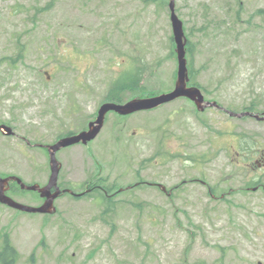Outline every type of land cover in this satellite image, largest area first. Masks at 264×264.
<instances>
[{"label": "rangeland", "instance_id": "obj_1", "mask_svg": "<svg viewBox=\"0 0 264 264\" xmlns=\"http://www.w3.org/2000/svg\"><path fill=\"white\" fill-rule=\"evenodd\" d=\"M167 3L0 0V122L15 133H0L1 176L45 184L48 157L37 145L86 126L115 81H136L123 99L173 88ZM175 13L189 83L232 111L264 106V0H175ZM224 129L264 137L262 122L200 113L185 98L106 115L94 140L56 153L57 182L76 192L127 189L107 200L100 189L64 194L43 217L0 206V242L8 233L14 264H264V172L225 150ZM12 186L14 199L42 202Z\"/></svg>", "mask_w": 264, "mask_h": 264}, {"label": "water", "instance_id": "obj_2", "mask_svg": "<svg viewBox=\"0 0 264 264\" xmlns=\"http://www.w3.org/2000/svg\"><path fill=\"white\" fill-rule=\"evenodd\" d=\"M169 6L172 10L173 9L172 0L170 1ZM171 21H172V26H173V31H174V40L176 43V53H177V60H178L177 76L175 80L174 89L168 93L160 94V95L149 97V98H140V99L134 98L124 104L105 103L99 109L98 117H97V125H95L94 127L90 126V129L87 132H82L78 135L69 136V137L60 139L53 146H51L52 150H55L60 146L72 144L80 140L83 142H86L87 140L94 137L102 125V119H103L104 112L108 109H113L121 114H126V113L136 111L138 109L151 108V107L157 106L158 104L174 99L177 96H189L190 98L195 99V101L200 100L201 97L199 96L198 91L194 88H186V84H185L187 80V70H186V60L184 58L185 39L182 33L181 22L176 18V16L173 13L171 14ZM196 96H198V98H196ZM50 155L52 156V152L50 153ZM52 163H53L52 164V175L50 177L49 184L55 181V175L57 172V167L53 160H52ZM6 181H7V178L0 179V200L3 202H6L9 205H14L17 207L18 205L16 203H14L10 198L4 196L3 194L2 183ZM47 187L48 186L39 189L41 192V195L49 196L50 199H52L53 197L56 196L57 192H54L50 195L45 190L47 189ZM27 188H37V187L32 186V187H27ZM21 208L33 210V211L46 212V211L51 210V203H50V200H46L42 206L37 207V208H26L24 206H22Z\"/></svg>", "mask_w": 264, "mask_h": 264}, {"label": "trees", "instance_id": "obj_3", "mask_svg": "<svg viewBox=\"0 0 264 264\" xmlns=\"http://www.w3.org/2000/svg\"><path fill=\"white\" fill-rule=\"evenodd\" d=\"M136 81L132 78L130 80H125V78H122L121 80H118L114 87L111 89L110 94L111 98L115 101H122L120 93L124 89H129L133 84H135ZM127 84H131L127 87ZM15 253L14 248L9 244L8 237L6 235L3 236V247L0 250V264H12L13 262V255Z\"/></svg>", "mask_w": 264, "mask_h": 264}]
</instances>
